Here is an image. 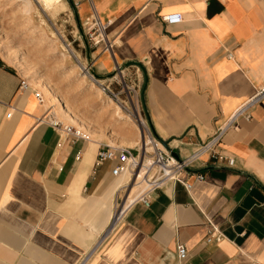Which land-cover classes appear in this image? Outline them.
I'll return each mask as SVG.
<instances>
[{"label":"crops","instance_id":"1","mask_svg":"<svg viewBox=\"0 0 264 264\" xmlns=\"http://www.w3.org/2000/svg\"><path fill=\"white\" fill-rule=\"evenodd\" d=\"M73 3L84 30L105 26L111 49L95 57L97 73L141 66L135 108L181 158L264 88V0ZM174 14L183 20L162 21ZM23 80L0 59V264H264V100L225 133L218 158L181 176L190 190L169 183L113 226L126 186L117 161L97 165L113 138H65ZM213 227L223 239L208 243Z\"/></svg>","mask_w":264,"mask_h":264},{"label":"rangeland","instance_id":"2","mask_svg":"<svg viewBox=\"0 0 264 264\" xmlns=\"http://www.w3.org/2000/svg\"><path fill=\"white\" fill-rule=\"evenodd\" d=\"M87 41L92 63L87 57L88 49L68 0H63L51 10L46 9L40 0H0V59L13 67L32 89L42 93L44 108L53 111L47 120L79 129L62 120L61 109L68 107L79 125L86 128L87 131H81L90 134V139L104 133L106 137L108 135V138H113V146H123L124 137H129L134 130L119 123L114 110L104 106L110 98L103 93L98 98L97 90H101V87L92 81V77L101 83H112L115 90L122 91L124 108L114 103L122 108V115L136 121V113L139 111L135 108L134 101L139 98V89L135 74L141 75V72L136 65L127 66L124 70L131 72L124 75L121 72V82L113 79L119 72H113L102 80L97 79L91 72L93 69L100 76L94 66L97 60L95 57L108 52V49H105L104 43L95 46L88 38ZM92 83L96 87H92ZM46 87H49L56 98L46 97ZM141 120L146 124L147 130L140 131L149 132L153 138L146 119ZM134 154L138 155L139 151ZM122 181L127 194L130 184L127 175L122 177ZM145 187L144 184L139 191L142 192Z\"/></svg>","mask_w":264,"mask_h":264},{"label":"built area","instance_id":"3","mask_svg":"<svg viewBox=\"0 0 264 264\" xmlns=\"http://www.w3.org/2000/svg\"><path fill=\"white\" fill-rule=\"evenodd\" d=\"M183 20L182 14L166 15L162 17V21L166 23L179 22ZM86 37L93 45L97 46L102 43L105 44L106 50L108 48L107 38L105 36V26L100 24L97 20L93 25L89 26L87 31L84 30ZM119 69V67H118ZM116 69V71H118ZM123 75L121 72L116 74L113 79H118L121 82ZM96 84L101 87V91L104 95L109 97L111 100L120 104L123 108L121 101L122 91L115 90L112 83L106 84L101 83L99 80L94 78ZM31 86L26 80H23L20 84V89L27 91ZM34 96L40 104H44V97L41 92L34 91ZM264 100V88L260 89L253 98L246 103L243 107L238 109L227 122L218 129V131L212 136V138L199 146L191 155L187 158H181L179 162L173 157L170 151H168L162 143H160L156 138H153L152 151L147 149V144H141L140 153L138 155L133 153V149L129 147H114L110 145H101L97 165H102L107 161H117L118 165L113 168L112 174L115 177H119L123 174H130L134 183L140 182L142 185H146L144 191L138 196V198L132 203L140 202L146 207H150L152 203V194L157 190L163 188L165 185L172 182H181L185 187L190 190L192 184L184 183L181 180V176L188 172L190 167L201 159L204 155H209L212 158H218L219 155L216 152L217 146L220 144L225 133L232 128L239 118L250 119L248 114V109L261 101ZM11 113L8 118L11 117ZM51 125L59 131L65 138H72L73 140L83 139L90 140L88 134L83 131L76 129L71 125H64L61 122L50 121ZM233 160L228 159V164L233 165ZM205 179L204 175H198L196 177L197 181H203ZM131 204V205H132ZM124 205H118L116 209V214L114 216L113 226H115L122 219L124 213L128 208ZM223 239V235L218 231L217 228L213 227L212 232L207 237L206 241L211 243L213 241L219 242ZM188 251L185 245H180L178 247V257L180 260L187 258Z\"/></svg>","mask_w":264,"mask_h":264},{"label":"bare ground","instance_id":"4","mask_svg":"<svg viewBox=\"0 0 264 264\" xmlns=\"http://www.w3.org/2000/svg\"><path fill=\"white\" fill-rule=\"evenodd\" d=\"M62 1L63 0H40V3L46 9L51 10V9H54V8L58 7L62 3ZM110 49H111V44L109 46V50ZM92 81L95 82L93 77H92ZM91 85H92V87H96V85L94 83H92ZM44 92L46 94V97H54V98H56L54 96V94H52L50 92L49 87L44 88ZM97 94H98V98L102 97L101 90H97ZM104 106L109 108V109H113L114 110V116L117 117V121L119 123L126 125L128 129L132 128L134 130L132 133L130 132L131 136L129 135V137H124L123 146H127V147L133 149L134 147H141V144L144 145V142H146L147 149L149 151H152L153 138L150 136L149 132L147 133L145 131L144 133H141L140 130H143V129L147 130V126L143 122V120H141V118L139 117V113L138 112L136 113L137 114L136 121H134L132 118L122 115V108L119 107L117 104H115L113 100H111V99L107 100L105 102ZM61 110H62L61 111L62 120L76 125L80 130L87 131L86 128H84L83 126L79 125L77 119L72 115L71 110L68 107H63ZM47 113H48V116L50 118V114L53 113V111H50V110L47 109ZM111 143H112V145L115 144L113 142H111ZM126 175H127V177L129 178V181H130L129 182L130 183L129 184V190H128V192L126 194V197H125V205L128 207L129 205H131L138 198V196L144 190L142 192L139 191V189L143 185L140 184V182L134 183L130 174H123L118 179H122V177H124Z\"/></svg>","mask_w":264,"mask_h":264},{"label":"water","instance_id":"5","mask_svg":"<svg viewBox=\"0 0 264 264\" xmlns=\"http://www.w3.org/2000/svg\"><path fill=\"white\" fill-rule=\"evenodd\" d=\"M68 2L70 3L71 8H72V10H73L74 13H75V17H76V20H77V24H78L79 30H80V32H81L82 38H83V40H84V43H85V45H86V47H87V49H88V50H87V57H88V59L90 60V63H92V61H91L90 49H89V43H88V41H87L86 34H85L84 29H83V27H82V23H81V21L79 20V17H78V15H77V13H76L75 5H74V3H73V0H68ZM130 65H136V66H139V64H137V63H136V64H133V63H132V64H127V65H124V66L119 67L118 71H115L114 74H115L116 72H122V71L124 70V68H126L127 66H130ZM139 67H141V66H139ZM91 72L93 73V75H94L97 79L102 80V79L105 78V77H102V76H98V75L94 72L93 69H91ZM111 75H112V74H111ZM156 139H157L160 143H162L163 146H164L168 151L171 152V154L173 155V157H174L175 159H177L179 162L181 161V158H180V156L178 155L176 149H171V148L169 147V145H168L166 142L162 141L161 139H159V138H157V137H156Z\"/></svg>","mask_w":264,"mask_h":264}]
</instances>
